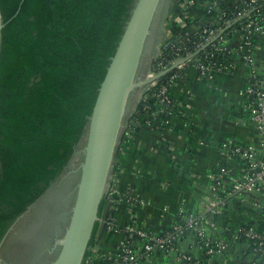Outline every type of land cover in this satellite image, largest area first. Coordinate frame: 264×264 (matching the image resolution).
Instances as JSON below:
<instances>
[{
  "label": "trees",
  "instance_id": "16d2710c",
  "mask_svg": "<svg viewBox=\"0 0 264 264\" xmlns=\"http://www.w3.org/2000/svg\"><path fill=\"white\" fill-rule=\"evenodd\" d=\"M20 2L0 0L5 23L0 48V239L70 162L135 0H24L13 17ZM199 41L183 33L161 50L152 63L154 71L184 59ZM252 41L260 44L255 37ZM216 59L229 63L227 56ZM176 72L159 79L139 105V114L162 123L169 117L167 112L177 111L170 89L168 109L155 96ZM108 202L104 196L99 218ZM226 213L227 208L221 216L209 217L216 226L210 238L225 233ZM256 213L257 221L244 225L264 229V210ZM99 229L96 223L82 264L93 256ZM228 244L230 250L243 245ZM190 254L201 259L203 252L193 249ZM93 264L103 261L96 259Z\"/></svg>",
  "mask_w": 264,
  "mask_h": 264
},
{
  "label": "crops",
  "instance_id": "0c3cea01",
  "mask_svg": "<svg viewBox=\"0 0 264 264\" xmlns=\"http://www.w3.org/2000/svg\"><path fill=\"white\" fill-rule=\"evenodd\" d=\"M179 1L170 0L161 25L162 41L154 49L155 57L185 31H193L197 19L205 18L206 1L200 0L186 11L180 9ZM155 57L150 59L148 75L156 73L152 64ZM180 59L174 62H180ZM256 61L259 74H264V46L256 53ZM181 66L175 67L177 72L169 81L177 111L162 123L138 112L128 120L134 125L128 127L118 149L111 185L119 192L140 196L146 205L131 208L124 201L115 203L110 217L121 228L132 226L160 234L172 226L180 213L201 214L205 203L213 197V175L220 168L229 171L225 178L228 182L238 180L242 175L240 161L229 159L220 146L225 142L242 146L257 144L250 104L244 97L250 78L249 68L237 60L230 72L207 80L200 79L191 64ZM247 200H229L224 215L229 232L225 227V233H220L225 238L236 225L257 221L258 215L252 204L257 202L264 207V193L252 194ZM122 239V232L108 230L101 240H97L98 248L104 254L101 256L103 264H109ZM242 247L230 251L234 253ZM149 264L181 263L169 254Z\"/></svg>",
  "mask_w": 264,
  "mask_h": 264
},
{
  "label": "water",
  "instance_id": "95a60500",
  "mask_svg": "<svg viewBox=\"0 0 264 264\" xmlns=\"http://www.w3.org/2000/svg\"><path fill=\"white\" fill-rule=\"evenodd\" d=\"M164 1L135 0L70 162L8 227L0 239V264H82L100 221L97 239L103 237L113 204L108 202L102 218L98 209L114 183L112 172L121 142L134 125L128 120L147 100L152 83L184 62L148 75ZM4 27L0 12V48Z\"/></svg>",
  "mask_w": 264,
  "mask_h": 264
},
{
  "label": "built area",
  "instance_id": "2783aa9c",
  "mask_svg": "<svg viewBox=\"0 0 264 264\" xmlns=\"http://www.w3.org/2000/svg\"><path fill=\"white\" fill-rule=\"evenodd\" d=\"M199 1L180 0L179 6L186 11ZM204 1L207 2L205 18L202 21L197 19L194 30L184 33L186 36L198 37L200 41L195 45L193 53L180 59L184 61L181 64H191L199 78L207 80L230 72L237 60L249 68L250 78L244 89V97L250 104V117L255 126L257 144L242 146L232 142L223 143L220 147L224 154L242 164L241 177L232 182L225 181L229 171L227 168H220L213 175V197L205 203L203 212L189 216L178 214L172 226L163 233L157 234L132 226L121 228L109 216L106 231L122 232L123 236L109 264H149L152 260L169 254L174 255L181 264H230L234 261L236 264H264V229L238 224L230 231L228 239L221 234L215 239L209 237L216 230L209 217L221 216L228 207L229 200L244 202L252 194L264 193V74H259L256 61V53L264 46L261 44L264 42V0ZM254 37L260 44L252 41ZM217 55L222 58L227 56L229 63L214 60ZM173 77L165 85H161L155 95L166 109L171 104L167 93L169 81ZM158 81L152 83V87H156ZM167 113L169 116L174 114ZM257 153L261 155L257 156ZM106 198L113 205L118 201L128 203L131 208L146 205V201L140 196L132 192H119L112 185ZM252 206L256 212L264 210L257 202ZM228 229L227 226L225 230ZM195 239L201 240L199 246L195 245ZM230 241L240 242L243 247L233 253L229 249ZM192 249L203 252L201 259L196 256L197 253L194 256L190 254Z\"/></svg>",
  "mask_w": 264,
  "mask_h": 264
},
{
  "label": "rangeland",
  "instance_id": "374dc122",
  "mask_svg": "<svg viewBox=\"0 0 264 264\" xmlns=\"http://www.w3.org/2000/svg\"><path fill=\"white\" fill-rule=\"evenodd\" d=\"M169 4H170V0H165L164 1V5H163V10H162V14H161V19H160V25H159V30H158V33H157V36H156V39H155V43H154V46H153V49H152V54H151V57H155V48L157 46V44L162 41V35H161V25L163 24L165 18H166V13H167V9L169 7ZM157 57V56H156ZM155 57V58H156ZM104 256L103 252L100 251V254L97 255V259L98 258H102Z\"/></svg>",
  "mask_w": 264,
  "mask_h": 264
},
{
  "label": "flooded vegetation",
  "instance_id": "af4514ba",
  "mask_svg": "<svg viewBox=\"0 0 264 264\" xmlns=\"http://www.w3.org/2000/svg\"><path fill=\"white\" fill-rule=\"evenodd\" d=\"M98 239L95 240V247H98ZM100 254V248H98V250L94 249L93 251V256L90 258V262H87V264H93L95 262V260L97 259V255ZM100 260H102V258H98ZM4 264V263H3Z\"/></svg>",
  "mask_w": 264,
  "mask_h": 264
}]
</instances>
